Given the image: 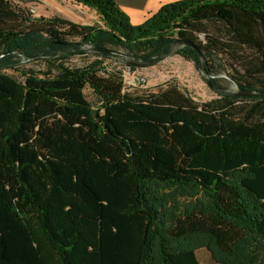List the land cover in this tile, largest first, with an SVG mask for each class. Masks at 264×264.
Returning <instances> with one entry per match:
<instances>
[{
    "label": "trees",
    "instance_id": "trees-1",
    "mask_svg": "<svg viewBox=\"0 0 264 264\" xmlns=\"http://www.w3.org/2000/svg\"><path fill=\"white\" fill-rule=\"evenodd\" d=\"M71 1L97 22L0 0V264H200L201 248L264 264V95L132 94L105 64L121 56L87 52L146 62L185 39L209 73L221 56L238 88L264 91V0H178L139 24L114 0Z\"/></svg>",
    "mask_w": 264,
    "mask_h": 264
},
{
    "label": "rangeland",
    "instance_id": "rangeland-1",
    "mask_svg": "<svg viewBox=\"0 0 264 264\" xmlns=\"http://www.w3.org/2000/svg\"><path fill=\"white\" fill-rule=\"evenodd\" d=\"M17 7L31 12L34 16H61L79 24H94L96 18L90 16L82 8L75 6L68 0H11ZM88 8V7H87ZM90 9V8H89ZM92 10V9H90ZM93 11V10H92ZM199 38L203 39V34H199ZM174 48V47H173ZM123 52L122 48H117ZM91 52H88L90 55ZM122 59L107 58L105 64L108 68L116 66L122 70L124 79L123 90L132 94H141L150 91H156L159 87H164L167 83L175 84L181 90H185L190 97L197 102H205L217 97L214 89L209 87L205 80V72L196 69L194 63L182 56L172 52L166 55L158 63L148 67H136L131 70L127 67L126 58L119 55ZM93 56L84 57L75 55L68 59L67 63L73 66H80L91 60ZM221 56H216L213 61V71L211 77H216L218 85L225 90L235 91L236 84L231 79L232 72L221 60ZM23 68H31L33 70H45L44 62H24ZM14 75L20 76L16 72ZM211 80V79H210ZM85 96L88 100H94V95L90 89H85ZM197 257L200 264H217L210 258V254L206 249H198Z\"/></svg>",
    "mask_w": 264,
    "mask_h": 264
},
{
    "label": "water",
    "instance_id": "water-1",
    "mask_svg": "<svg viewBox=\"0 0 264 264\" xmlns=\"http://www.w3.org/2000/svg\"><path fill=\"white\" fill-rule=\"evenodd\" d=\"M52 43H65V42L52 41ZM180 46H189L196 52L197 56L200 58L202 69L205 72L206 83L209 87L214 89L216 92L229 93V94H232V95L238 96V97H255V96L264 95V91L240 89L237 87V85H236L237 89L235 91H224L220 87L213 85L211 80H210V74H209V71L206 67L205 59L203 57V54H202L200 48L196 44H194L193 42H191L189 40L176 38L175 41L172 43V49H171L170 53L175 52ZM87 52H91V53L103 52V53H109V54L123 55L126 58V64L128 66H135V67H148V66L154 65V64L158 63L159 61H161L166 55L170 54V53H168L165 55H161L156 59L146 61V62H141V61L134 60L126 52H123V51H121L119 49H115V48L93 47L91 49H88Z\"/></svg>",
    "mask_w": 264,
    "mask_h": 264
},
{
    "label": "crops",
    "instance_id": "crops-1",
    "mask_svg": "<svg viewBox=\"0 0 264 264\" xmlns=\"http://www.w3.org/2000/svg\"><path fill=\"white\" fill-rule=\"evenodd\" d=\"M75 6L82 8L90 16L96 18L94 11L86 6L78 5L68 0ZM117 5L129 16L132 24H139L155 13L163 4L178 0H114ZM46 17V16H44ZM97 19V18H96Z\"/></svg>",
    "mask_w": 264,
    "mask_h": 264
}]
</instances>
